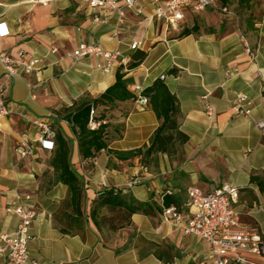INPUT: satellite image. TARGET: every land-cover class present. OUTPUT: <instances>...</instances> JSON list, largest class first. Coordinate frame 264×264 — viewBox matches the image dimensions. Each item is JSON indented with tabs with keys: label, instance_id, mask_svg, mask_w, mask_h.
<instances>
[{
	"label": "crops",
	"instance_id": "obj_1",
	"mask_svg": "<svg viewBox=\"0 0 264 264\" xmlns=\"http://www.w3.org/2000/svg\"><path fill=\"white\" fill-rule=\"evenodd\" d=\"M115 1L121 5L123 0ZM202 11L187 8L182 20L169 24L154 15L149 0L123 7L122 15L90 7L86 0H0V22L8 30L0 37V52L16 61L18 73L8 77L0 61V91L8 107L0 127V235L14 231L19 222L8 207L33 208L30 259L38 264H213L204 239L160 215L166 188L172 190L170 204H180L187 187L208 192L223 183L235 184L238 223L264 236V210L259 209L264 204V132L231 109L232 98L242 92L250 100L252 117H264V28L244 34L222 23L210 29L184 24L188 12ZM96 15L107 20L93 22ZM193 25L195 31L179 35ZM133 41L138 42L134 49ZM81 42L117 50L110 70L96 66L104 60L94 53L69 56ZM121 56L128 63L141 59L127 69L120 65ZM29 61L34 63L25 72L20 62ZM117 70L133 94L136 84L143 89L159 79L174 95L178 128L187 135L174 152H158L147 165L139 156L116 157L114 151L148 144L161 122L149 105L131 97L97 108H107V147L81 158L63 115L83 98L99 96L114 83ZM205 95L213 107L211 117L204 112ZM34 120L70 139L71 169L85 185L86 211L98 189L113 187L146 202L147 213H133L130 223L115 231L97 230L89 217L76 220L69 187L57 179L51 164L54 148L36 141ZM23 139L32 143L33 151L21 157L15 148ZM134 178L138 183L128 186ZM248 259L264 264V257ZM0 264L14 263L0 254Z\"/></svg>",
	"mask_w": 264,
	"mask_h": 264
},
{
	"label": "built area",
	"instance_id": "obj_2",
	"mask_svg": "<svg viewBox=\"0 0 264 264\" xmlns=\"http://www.w3.org/2000/svg\"><path fill=\"white\" fill-rule=\"evenodd\" d=\"M90 7H101L106 10H116L122 15L123 7H131L136 0H123L119 5L115 0H86ZM153 6L154 15L163 19L169 24H174L184 18V10L202 11L206 8L218 9L220 12L228 13L226 4L220 0H149ZM106 17L94 16L93 22H104ZM0 37L5 36L8 30L4 22H0ZM244 49L250 53V47L246 39H242ZM138 42L133 41L130 47L134 49ZM90 53L102 57L103 62H98L96 66L107 72L113 65L114 59L118 56L117 50H102L99 45L81 42L76 48L68 53L74 59L86 56ZM0 61L3 64L8 77L17 73L16 61L6 53L0 52ZM25 72L31 70L34 61L20 62ZM128 58L121 56L120 65L126 67ZM163 79L164 75H160ZM135 99L140 105H146L148 99L142 95V87L138 84L134 86ZM204 99V112L208 117L213 114V107L206 95ZM231 109L254 122L256 127L264 132V117L254 119L251 115L250 100L245 93L238 92L231 100ZM8 112V107L0 91V127L1 119ZM93 110H90V115ZM34 124L39 127V136L36 139L41 147L47 149L54 148V138L56 131L45 122L34 120ZM90 127L95 123L90 121ZM21 157L31 154L33 145L23 139L15 148ZM136 178L132 179L128 186L137 184ZM239 186L232 183H223L219 187L203 192L198 187L190 186L186 188V199L180 204L161 205L160 215L164 220L171 221L175 226L181 228L186 234H196L204 239L209 245V254L213 264H250L248 256L264 257V236L256 230L242 226L237 221V211L233 208V203L238 200ZM172 190L166 188L163 194H171ZM29 199V195L25 196ZM183 207L187 211H183ZM259 209L264 210V204L259 205ZM8 212H13L19 217V222L14 231L0 235V254L14 264H38L36 260L30 259L28 255V243L32 238L29 231L31 221L35 211L30 206L18 204L7 208Z\"/></svg>",
	"mask_w": 264,
	"mask_h": 264
},
{
	"label": "trees",
	"instance_id": "obj_3",
	"mask_svg": "<svg viewBox=\"0 0 264 264\" xmlns=\"http://www.w3.org/2000/svg\"><path fill=\"white\" fill-rule=\"evenodd\" d=\"M222 3H225V0H222ZM196 29V25L191 28L184 27L179 35H186ZM140 59L141 57L129 62L126 68L135 67ZM142 95L147 97V105L161 122L151 134L148 144L130 150L114 151V154L119 159L139 156L141 163L147 165L150 157L158 152L169 154L174 152L177 144L187 141V135L178 128L175 117L178 110L176 99L161 80L157 79L150 86L143 88ZM131 97L135 98V94L128 91L123 72L117 70L114 83L99 96L85 97L76 105L68 108L63 118L70 124L81 158L94 157L100 150L107 147V108L101 110L97 108L101 105L111 107L115 101ZM90 110H93L92 115H90ZM90 121L95 123L93 128L90 127ZM55 131L51 164L57 172V179L69 187V196L74 205L73 212L76 214V220L89 217L97 230L115 231L128 225L133 213H147L148 204L146 202H138L129 192H121L113 187L98 189L86 211L84 207L87 202L85 185L82 178L74 174L71 169V141L58 129ZM171 194L162 192V195H166L163 200L164 205H170Z\"/></svg>",
	"mask_w": 264,
	"mask_h": 264
},
{
	"label": "rangeland",
	"instance_id": "obj_4",
	"mask_svg": "<svg viewBox=\"0 0 264 264\" xmlns=\"http://www.w3.org/2000/svg\"><path fill=\"white\" fill-rule=\"evenodd\" d=\"M224 4L228 8V13L220 12L218 9H207L200 13L188 12L184 24L196 23L210 29L222 23L227 28L237 29L244 34L264 28V0H225Z\"/></svg>",
	"mask_w": 264,
	"mask_h": 264
},
{
	"label": "snow or ice",
	"instance_id": "obj_5",
	"mask_svg": "<svg viewBox=\"0 0 264 264\" xmlns=\"http://www.w3.org/2000/svg\"><path fill=\"white\" fill-rule=\"evenodd\" d=\"M0 27H2V26H0Z\"/></svg>",
	"mask_w": 264,
	"mask_h": 264
}]
</instances>
